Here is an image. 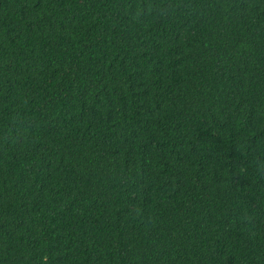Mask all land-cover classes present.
Wrapping results in <instances>:
<instances>
[{
    "label": "trees",
    "instance_id": "16d2710c",
    "mask_svg": "<svg viewBox=\"0 0 264 264\" xmlns=\"http://www.w3.org/2000/svg\"><path fill=\"white\" fill-rule=\"evenodd\" d=\"M0 264H264V0H0Z\"/></svg>",
    "mask_w": 264,
    "mask_h": 264
}]
</instances>
